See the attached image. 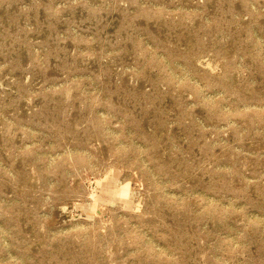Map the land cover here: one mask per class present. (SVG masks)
<instances>
[{"label":"rangeland","instance_id":"rangeland-1","mask_svg":"<svg viewBox=\"0 0 264 264\" xmlns=\"http://www.w3.org/2000/svg\"><path fill=\"white\" fill-rule=\"evenodd\" d=\"M0 264H264V0H0Z\"/></svg>","mask_w":264,"mask_h":264}]
</instances>
